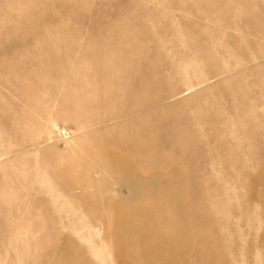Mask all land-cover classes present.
Listing matches in <instances>:
<instances>
[{
	"label": "rangeland",
	"instance_id": "1",
	"mask_svg": "<svg viewBox=\"0 0 264 264\" xmlns=\"http://www.w3.org/2000/svg\"><path fill=\"white\" fill-rule=\"evenodd\" d=\"M0 264H264V0H0Z\"/></svg>",
	"mask_w": 264,
	"mask_h": 264
},
{
	"label": "bare ground",
	"instance_id": "2",
	"mask_svg": "<svg viewBox=\"0 0 264 264\" xmlns=\"http://www.w3.org/2000/svg\"><path fill=\"white\" fill-rule=\"evenodd\" d=\"M137 185L138 186H142V184L140 183V182H138L137 183ZM140 189V188H139ZM161 211H162V208L160 209ZM138 218H140V220H143V222L145 221V219L147 220V214L146 213H144V212H142V211H140L139 213H138ZM128 229V228H127ZM123 230V229H122Z\"/></svg>",
	"mask_w": 264,
	"mask_h": 264
}]
</instances>
